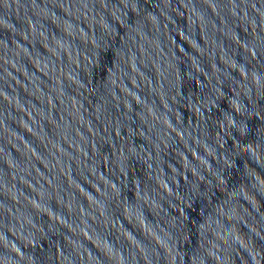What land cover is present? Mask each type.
I'll return each instance as SVG.
<instances>
[{
    "label": "water",
    "instance_id": "water-1",
    "mask_svg": "<svg viewBox=\"0 0 264 264\" xmlns=\"http://www.w3.org/2000/svg\"><path fill=\"white\" fill-rule=\"evenodd\" d=\"M0 264H264V0H0Z\"/></svg>",
    "mask_w": 264,
    "mask_h": 264
}]
</instances>
